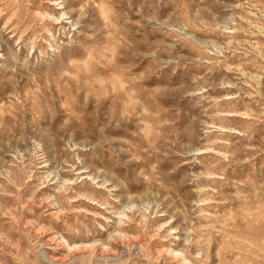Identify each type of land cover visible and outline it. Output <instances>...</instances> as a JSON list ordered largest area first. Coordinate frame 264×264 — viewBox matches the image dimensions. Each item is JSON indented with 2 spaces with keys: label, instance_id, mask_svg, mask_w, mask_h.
I'll return each instance as SVG.
<instances>
[{
  "label": "clouds",
  "instance_id": "clouds-1",
  "mask_svg": "<svg viewBox=\"0 0 264 264\" xmlns=\"http://www.w3.org/2000/svg\"><path fill=\"white\" fill-rule=\"evenodd\" d=\"M187 4L198 5L190 17ZM205 29L224 43L200 35ZM121 32L131 43L117 44ZM239 33L264 37V0H0V193L12 190L22 210L48 187L39 203L56 211L44 208L41 215L63 219L61 210L74 200H86L105 215L103 230L95 218L65 221L60 231L43 229L39 219L23 227L0 223V264H73L76 253L84 252L85 264L101 257L103 264L113 258L118 264H161V255L148 247L149 235L165 225L152 229L146 220L164 214L160 208L168 196H161V173L153 169L170 156L190 155L175 150L178 125L203 126L207 115L205 84L172 77L177 68L202 67L205 54L233 52ZM237 44L246 55L255 54L264 74V43ZM113 46L124 50L120 64L105 54ZM117 73L142 102L133 104L122 89L112 95L106 85ZM141 79L165 87L146 88L137 83ZM26 188L33 190L27 201L20 199ZM10 211L0 204V214ZM172 232H185L184 247L163 264H204L208 241L180 224ZM83 236L93 242L68 246ZM118 248L137 249L140 259H120ZM47 249L66 251L58 258ZM221 264H264V229L257 248Z\"/></svg>",
  "mask_w": 264,
  "mask_h": 264
},
{
  "label": "rangeland",
  "instance_id": "rangeland-1",
  "mask_svg": "<svg viewBox=\"0 0 264 264\" xmlns=\"http://www.w3.org/2000/svg\"><path fill=\"white\" fill-rule=\"evenodd\" d=\"M197 6L187 4L186 12L189 17ZM171 10L170 6L168 11ZM130 18L136 19L131 15ZM199 34L218 45L224 43V37L209 33L206 29ZM235 35L236 39L232 42L233 52L205 54L202 67L192 70L177 68L175 76L172 77L180 82H191L199 78V82L205 84L201 95L207 97L202 101V108L207 115L201 117L206 122L203 126L197 123L186 128L185 122L178 125L181 135L179 143L174 146L175 150L188 151L191 154L170 156L156 164L153 169L161 173V196H168L160 208L164 214L146 220V224L152 229L165 225L157 236H152L151 233L149 235L151 243L148 247L155 254L161 255V264L164 259H174L171 254L181 252L184 247L185 232H172L178 224L184 226L185 230L188 227L196 229L208 241L200 257L204 264H221L224 259L235 260L240 250L257 248L264 229V74L260 72L261 62L255 54L246 55L237 44V41L243 40L249 41V44L253 40L264 43V37H248L243 33ZM123 40L131 43V37L124 36L121 32L117 36V44L122 45ZM243 47L248 49L249 45L245 44ZM123 51L122 47L113 46L105 54L114 63L120 64L125 60ZM135 67L138 69L140 64L137 63ZM0 74H4L3 70H0ZM69 76L76 78L77 74L69 72ZM137 83L146 88L156 87L157 91L165 87L152 85L143 79ZM106 87L113 90L112 95L120 94L116 90L122 89L128 93L133 104L142 102L136 95V88L131 87L118 73ZM200 110L198 108L197 112ZM181 144H190L191 147L182 149ZM75 187L77 190H84L79 185ZM20 191L23 193L20 199L27 201L33 190L26 188ZM49 193L50 188H41L32 197L35 203L24 204L22 210L17 209V197L12 190L8 194L0 193V204L5 210H11L8 215L0 214V223L5 228L12 224L23 227L29 221L39 219L43 229H48L51 225L60 231L66 227L65 221L67 224H74L78 220L87 223L95 218L103 230V209L86 200H74L71 208L61 210L63 219L41 215L44 208H47L48 213L56 211L47 204L39 203ZM177 209L180 211L177 212ZM169 219H172L171 224L167 223ZM173 237L179 239L173 243ZM140 239L138 237L136 243ZM92 242L91 237L83 236L69 242L68 246L73 243L88 245ZM46 251L49 256L62 258L66 250ZM117 252L120 259H127L129 255L133 259H140L136 255L137 249L128 253L118 248ZM85 256L87 252L76 253L73 264H85ZM103 260L101 257L94 264H103ZM110 264H118V260L113 258Z\"/></svg>",
  "mask_w": 264,
  "mask_h": 264
}]
</instances>
